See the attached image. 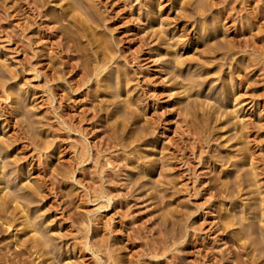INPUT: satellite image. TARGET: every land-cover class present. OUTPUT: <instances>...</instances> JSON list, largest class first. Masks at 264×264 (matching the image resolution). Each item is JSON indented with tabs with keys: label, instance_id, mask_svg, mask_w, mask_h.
<instances>
[{
	"label": "rangeland",
	"instance_id": "rangeland-1",
	"mask_svg": "<svg viewBox=\"0 0 264 264\" xmlns=\"http://www.w3.org/2000/svg\"><path fill=\"white\" fill-rule=\"evenodd\" d=\"M32 1L0 0V264L34 227L26 264H264V0Z\"/></svg>",
	"mask_w": 264,
	"mask_h": 264
},
{
	"label": "bare ground",
	"instance_id": "bare-ground-1",
	"mask_svg": "<svg viewBox=\"0 0 264 264\" xmlns=\"http://www.w3.org/2000/svg\"><path fill=\"white\" fill-rule=\"evenodd\" d=\"M33 1H34V0H33ZM33 1H32V3H33ZM30 2H31V1H30ZM27 3H28V2H27ZM83 3H85V2H83ZM25 4H26V3H25ZM87 4H88V3H87ZM29 5H30V3H29ZM31 5H32V8H31V9H33V11H34V10H35V11H38V10H37V7H36V4H31ZM67 5H68V4H67ZM69 6H70V4H69ZM73 6H74V5H73ZM84 6H86V3L84 4ZM86 7H87V6H86ZM86 7H85V8H86ZM29 8H30V7H29ZM69 8H70V7H69ZM72 8H73V7H72ZM70 9H71V8H70ZM39 10H40V9H39ZM71 10H73V9H71ZM39 13H40V12H39ZM39 13H38V14H39ZM70 13H73V11H71ZM74 13H75V11H74ZM74 13H73V15H74ZM39 15H40V14H39ZM40 16H41V15H40ZM70 17H71V16H70ZM72 19H73V18H72ZM118 19H119V18H118ZM116 21H117V20H116ZM126 32H127V31H126ZM51 35H52V34H51ZM122 35H123V34H122ZM120 41H121V40H120ZM57 43L59 44V42H57ZM55 46L57 47V44H56ZM58 47H59V45H58ZM59 48H60V47H59ZM61 51H62V50H61ZM61 51H60V52H61ZM63 51H64V50H63ZM107 52H108V51H107ZM121 52H122V51H121ZM122 53H124V52H122ZM65 54H66V53H65ZM109 54H111V53H109ZM98 57H99V56H98ZM109 57H110V55H109ZM123 57H125V56H123ZM125 58H126V57H125ZM130 58H131V57H130ZM123 60H124V59H123ZM125 60H126V59H125ZM96 61H97V60H96ZM99 62H100V61H99ZM64 63H65V62H64ZM101 63H102V62H101ZM101 63H99V64H101ZM103 63H104V62H103ZM103 63H102V64H103ZM95 64H96V63H95ZM69 65H70V64H69ZM74 66H75V65H74ZM103 66H104V65L96 66V67H97V69H96V67H95L96 71L99 70V69H101ZM68 67H70V66H68ZM118 67H119V66H118ZM72 68H73V66H72ZM77 68H78V67H77ZM71 70H72V69H71ZM68 71H69V70H68ZM96 71H95V72H96ZM102 71H103V70H102ZM78 72H79V71H78ZM93 72H94V71H93ZM99 72H100V71H99ZM96 75H97V74H96ZM78 78H79V77H78ZM103 78H104V77H103ZM81 80H83V79H81ZM81 80H80V81H81ZM102 80H103V79H102ZM75 81H76V80H75ZM80 81H79V82H80ZM105 82H106V81H105ZM105 82H104V84L106 85ZM108 82H109V81H108ZM108 82H107V84H108ZM102 83H103V82H102ZM80 84H81V83H80ZM104 84H103V85H104ZM77 85H78V83H77ZM108 85H109V84H108ZM0 86H1V85H0ZM75 87H76V86H75ZM75 87H73V88H75ZM78 87H79V86H78ZM75 90H76V89H74V91H75ZM168 91H169V90H168ZM0 92H1V91H0ZM178 92H179V91H178ZM181 93H182V92H181ZM1 94H2V93H1ZM9 112H10V111H9ZM127 112H128V111H127ZM127 114H128V113H127ZM145 128H146V126H145ZM145 128H144V129H145ZM147 130H148V129H147ZM147 130H146V131H147ZM143 132H144V131H143ZM146 133H147V132H146ZM148 134H149V132H148ZM141 135H142V134H141ZM143 136H144V135H143ZM146 137H147V135H146ZM4 142H5V141H4ZM2 143H3V142H2ZM3 144H5V143H3ZM3 144H2V145H3ZM28 144H29V143H28ZM6 145H8V144H6ZM6 145H4V146H6ZM2 148H3V147H2ZM37 151H38V150H37ZM199 155H200V154H199ZM35 157H36V156H35ZM113 157H114V156H113ZM107 159H108V158H107ZM107 159H106V160H107ZM109 159H110V158H109ZM202 159H203V158H202ZM37 160H38V159H37ZM79 160H80V159H79ZM106 160H105V161H106ZM113 160H114V159H113ZM38 161H39V160H38ZM78 163H79V162H78ZM107 163L110 164V161L108 160ZM111 163H112V161H111ZM4 164H6V163H4ZM6 165H9V164L7 163ZM105 165H106V164H105ZM111 165H112V164H111ZM3 166H4V165H3ZM3 166H2V167H3ZM5 167H7V166H5ZM188 168H189V167H188ZM191 168H192V167H191ZM112 169H114V168H112ZM1 170H2V169H1ZM3 170H5V169H3ZM3 170H2V171H3ZM51 170H52V169H51ZM186 170H187V169H186ZM52 171H53V170H52ZM0 172H1V171H0ZM44 172H46V170H45ZM187 172H189V171L187 170ZM191 172H192V171H191ZM191 172H189V173H191ZM1 173H2V172H1ZM2 174H3V173H2ZM2 174L0 175V182H1V180H2V179H1V178H2V177H1ZM53 174H54V173H53ZM248 174H249V172H248ZM248 174H245V176H244V174H243V176H244V180H242V181H244V182H246L248 185H250L251 179H250V177H249ZM48 175H49V174H48ZM48 175H45V176H48ZM195 175H196V174H195ZM250 175H251V174H250ZM3 176H4V175H3ZM51 176H52V175H51ZM55 176H56V175H55ZM252 176H253V175H252ZM48 177H49V176H48ZM48 177H47V179H49ZM52 177H53V176H52ZM56 177H57V176H56ZM108 177H109V176H108ZM224 177H225V176H224ZM237 177H238V176H237ZM237 177H236V178H237ZM254 178H255V177H254ZM254 178H253V179H254ZM239 179H240V178H239ZM241 179H242V178H241ZM4 180H5V179H4ZM56 180H57V178H56ZM214 180H215V179H214ZM75 181H76V180H75ZM252 181H254V180H252ZM7 182H8V181H7ZM12 182H13V181H12ZM43 182H44V181H43ZM49 182H50V181H49ZM49 182L47 181L46 183H49ZM51 182H52V181H51ZM54 182H55V181H54ZM78 182H79V181H78ZM220 182H222V181H220ZM236 182H237V180H236ZM239 182H240V181H239ZM1 183H3V182H1ZM5 183H6V182H5ZM8 183H9V182H8ZM10 183H11V182H10ZM57 183H58V182H57ZM57 183H56V184H57ZM236 184H237V183H236ZM236 184H235L234 186H236ZM238 184H239V183H238ZM238 184H237V185H238ZM241 184H242V183H241ZM241 184H240V185H241ZM252 184H253V183H251V186H252ZM5 185H6V184H5ZM32 185H35V184L33 183ZM220 185H221V183H220ZM240 185H239L238 187H240ZM25 186H26V185H25ZM25 186H24V187H25ZM37 186H39V185H37ZM51 186H52V185H51ZM56 186H57V185H56ZM223 186H224V185H223ZM251 186H250V187H251ZM5 187H6V186H5ZM45 187H46V186H45ZM48 187H49V186H48ZM224 187H225V186H224ZM238 187H237V188H238ZM12 188H13V187H12ZM12 188H11V189H12ZM37 188H38V187H37ZM43 188H44V187H43ZM237 188H236V190H237ZM8 189H9V188H8ZM24 189H26V188H24ZM33 189H34V188H33V186H32V190H33ZM35 189H36V188H35ZM35 189H34V193H35ZM38 189H40V188H38ZM55 189H56V188H55ZM55 189H54V190H55ZM240 189H241V188H240ZM242 189H243V188H242ZM252 189H253V187H252ZM254 189H255V187H254ZM13 190L15 191L16 189H13ZM54 190H53V192H54ZM224 190H225V189H224ZM238 190H239V189H238ZM256 190H257V189H256ZM8 191L10 192L11 190H8ZM14 191H12V193H13ZM25 191H27V190H25ZM29 191H30V190H29ZM43 191H45V190L43 189ZM225 191H226V190H225ZM252 191H253V190H252ZM1 192H2V191H1ZM31 192H32V191H31ZM38 192H39V191H38ZM253 192H254V191H253ZM6 193H7V191H6ZM16 193H17V192H16ZM55 193H56V192H55ZM239 193H240V191H239ZM3 194H4V193H3ZM17 194H18V193H17ZM20 194H21V193H20ZM31 194H33V193H31ZM31 194H30V195H31ZM35 194H36V193H35ZM45 194H46V193H45ZM237 194H238V193H237ZM5 195H6V194H5ZM5 195H3V197H4ZM8 195H9V194H8ZM13 195H14V193H13ZM13 195H11V196H13ZM23 195H24V194H23ZM17 196H18V195H17ZM21 196H22V195H21ZM21 196H20V197H21ZM39 196H40V195H39ZM44 196H46V195H44ZM1 197H2V196H1ZM3 197H2V198H3ZM20 197H19V198H20ZM33 197H35V196H33ZM24 198H25V197H24ZM24 198L22 199V200H23V203H24ZM26 198H27V197H26ZM40 198H41V197H40ZM13 199H14V198H13ZM16 199H17V198H16ZM35 199H36V198H35ZM17 200H20V199H17ZM22 200H20V201H22ZM29 200H30V199H29ZM10 201L13 203V200H12L11 198H10ZM10 201H9V199H8L7 197H4V198L1 200V202H0V204L2 205V207H0V208H3V209H4V207L7 206L8 202H10ZM27 201H28V200H27ZM30 201H31V200H30ZM11 202H10V203H11ZM14 202H15V201H14ZM17 202H18V201H17ZM23 203H22V204H23ZM17 204L19 205V203H17ZM26 204H27V203H26ZM26 204H25V206H26ZM29 204H30V203H29ZM11 205H12V204H11ZM15 205H16V203H15ZM15 205H13V206H15ZM254 205H255V204H254ZM256 205H257V204H256ZM3 206H4V207H3ZM252 206H253V205H252ZM7 207H8V206H7ZM29 207H30V206H29ZM13 208L15 209V210H14V212H15V211H16V208L18 209L19 206H16V207H13ZM22 208H23V207H22ZM255 208H256V207H255ZM10 209H12V208H10ZM24 210H26V209H24ZM17 211H18V210H17ZM26 211H27V210H26ZM6 212H7V211H6ZM11 212H12V211H11ZM18 212H19V215L21 214V216H22V217L20 218V221H19V222H21V225H22L23 229H24V227H25V229L27 228V230H28L27 232L31 231L30 226H32L35 222L33 223V221H32L33 224L31 225V223L28 221L29 219L27 220V218H28V217L26 216L27 214H24V211H23V209L21 210V207L19 208V211H18ZM26 213H27V212H26ZM256 213H257V212H256ZM0 214H1V213H0ZM15 214H16V213H15ZM257 214H258V213H257ZM6 215H7V214H5L4 216H6ZM16 216H17V215H16ZM255 216H256V214H255ZM257 216H258V215H257ZM2 217H3V216H2ZM14 217H15V216H14ZM19 217H20V216H19ZM19 217H18V218H19ZM29 217H30V215H29ZM4 218H5L6 226H7V225H8V226H11V224H12L13 221H14L13 216L10 217V216L8 215V217H4ZM1 219H2V218H1ZM30 219H31V218H30ZM258 219H259V218H258ZM15 220H16V218H15ZM32 220H34V219H32ZM30 221H31V220H30ZM34 221H35V220H34ZM262 221H263V220H262ZM36 222H37V221H36ZM259 222H260V221H259ZM15 223H16V222H15ZM37 223H38V222H37ZM260 223H261V222H260ZM260 223H259V224H260ZM3 224H4V222H3ZM261 224H262V223H261ZM14 225H15V224H14ZM14 225H12V226H14ZM105 225H106V224H105ZM107 225H108V224H107ZM248 225H249V224H248ZM248 225H247V226H248ZM111 226H113V225H111ZM249 226H250V225H249ZM256 226H257V225H256ZM263 226H264V225H263ZM20 227H21V226H20ZM33 227H34V226H33ZM33 227H32V228H33ZM261 227H262V226H261ZM35 228H36V227H34L33 229L36 230V231H38V230L35 229ZM45 228H46V227H45ZM104 228H105V227H104ZM248 228H249V227H248ZM256 228H257V227H256ZM256 228H255V229H256ZM262 228H263V227H262ZM17 229H18V228H17ZM21 229H22V228H21ZM23 229H22V230H23ZM38 229H40V228H38ZM76 229H77V228H76ZM112 229H113V228H112ZM249 229H250V228H249ZM22 230H21V231H22ZM34 230H32L33 232L31 231V234L34 233V235H36V234H35L36 231L34 232ZM40 230H41V229H40ZM47 230H48V229L46 228V231H47ZM109 230H110V229H109ZM259 230H260V229H259ZM5 231H6V230H5ZM15 231H16V230H15ZM21 231H20V232H21ZM24 231H25V230H24ZM24 231H23V232H24ZM251 231H252V230H251ZM40 232H41V231H40ZM40 232H39V236L36 235V236L34 237V235H32L33 237H32V239L30 238V239H31V242H30V243H28L29 241H27V242H26V241H25V242H24V241L19 242V240H18L19 243H17V241H16V239H15L16 237H15V235L13 234V235H14L13 238L15 237V238L13 239V241H14V242H13V246H14V247H12V248H14V251H12V252L9 251V252H11V253H10L8 256L5 255V256H6V257L4 258L5 261H7V262L10 263V264H26V261H27V260L24 262V259H22L23 256H24L25 254H26V255L28 254V255H30V256H33V254H34V256L37 255V257H35V258H37V259H38L39 256H40L39 259L41 258V256H42V257H43V256H46L45 259H47V257H48L47 254H51V253L47 252L48 249H46L47 246H48L47 244H48L49 242H47V244H46V243H45V240H47L48 238H46L47 236L45 237L46 234L44 235V234L42 233L43 231L41 232V234H43L44 236H42V235L40 234ZM257 232L259 233L260 231L257 230ZM262 232H263V231H262ZM29 233H30V232H29ZM29 233H28V234H29ZM44 233H46V232H44ZM75 233H76V232H75ZM109 233H110V232H109ZM31 234H29V236H30ZM37 234H38V233H37ZM261 234H262V233H261ZM84 235H85V234H84ZM259 235H260V234H259ZM23 236H24V234H23ZM23 236H22V237H23ZM26 236H28V235H26ZM40 236H41V237H40ZM261 236H262V235H261ZM61 237H62V236H61ZM263 237H264V236H263ZM9 238H10V237H9ZM27 238H28V237H27ZM27 238H26V240H28ZM45 238H46V239H45ZM62 238H63V237H62ZM84 238H85V237H84ZM20 239H21V237H20ZM22 239H23V238H22ZM30 239H29V240H30ZM11 240H12V239H11ZM48 240H51V239H48ZM48 240H47V241H48ZM7 243H8V242H7ZM81 243L83 244V242H81ZM2 244H3V243H2ZM45 244H46V246H45ZM51 244H52V243L49 244V249H50V245H51ZM63 244H65V243H63ZM87 244H88V243H87ZM90 244H91V242H90ZM80 245H81V244H80ZM3 246H4V245H3ZM51 246H53V245H51ZM54 246H55V245H54ZM81 246L83 247V245H81ZM85 246H86V245H85ZM91 246H92V245H91ZM93 246H94V245H93ZM45 247H46V248H45ZM1 248H2V247H1ZM1 248H0V249H1ZM4 248H5V247H4ZM6 248H7V247H6ZM9 248H10V247H9ZM51 248H52V247H51ZM77 248H78V247H77ZM55 249H56V248H55ZM6 250H7V249H6ZM8 250H9V249H8ZM12 250H13V249H12ZM50 250H51V249H50ZM57 250H58V248H57ZM57 250H56V251H57ZM63 251H64V250H63ZM9 252H7V254H8ZM52 252H54V251H52ZM1 255H3V254H0V256H1ZM52 255H54V254H52ZM52 255H51V256H52ZM21 256H22V258H21ZM51 256H50V257H51ZM56 256H57V255H56ZM25 257H26V256H25ZM50 257H49V258H50ZM59 257H60V256H59ZM53 258H54V257H53ZM61 258H62V257H61ZM107 258H108V256H107ZM25 259H27V258H25ZM41 259H42V258H41ZM54 259H56V257H55ZM57 259H59V258H57ZM34 260H35V259H34ZM35 261H36V260H35ZM42 261H43V260H42ZM44 261H45V260H44ZM48 261H49V260H48ZM52 261H54V260H52ZM52 261L50 260V262H52ZM57 261H58V260H57ZM214 261H215V260H214ZM37 262H38V261H37ZM37 262H36V264H37ZM215 262H216V261H215ZM47 263H48V262H47ZM54 263H55V262H54ZM6 264H7V263H6ZM40 264H41V263H40ZM44 264H46V262H45ZM55 264H57V262H56Z\"/></svg>",
	"mask_w": 264,
	"mask_h": 264
}]
</instances>
